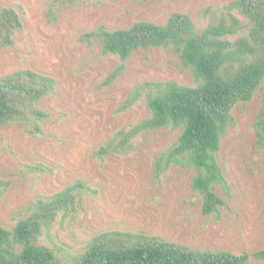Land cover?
I'll return each mask as SVG.
<instances>
[{"label": "rangeland", "instance_id": "rangeland-1", "mask_svg": "<svg viewBox=\"0 0 264 264\" xmlns=\"http://www.w3.org/2000/svg\"><path fill=\"white\" fill-rule=\"evenodd\" d=\"M232 0H88L84 6L62 10L58 21L46 22L50 0H0L14 8L23 31L11 49L0 52V77L28 69L54 78L57 92L42 102L50 114L43 135L29 137L20 126L0 131V226L11 229L28 215L30 204L80 180L94 193L76 211L60 219L41 245L76 255L98 233L146 232L193 249L226 250L233 254L264 247V149L255 143L252 125L262 90L234 107V126L217 154L230 191L217 216L201 213V199L190 189L193 170L172 167L160 182L153 179L157 155L172 146L180 130L145 133L133 141L130 153L94 158L96 148L119 128L149 116L145 101L127 114L116 109L136 83L172 81L194 86L170 50L135 52L114 83L103 86L119 66L115 56L103 57L87 48L80 36L104 25L127 29L135 22L164 24L173 13L187 15L197 29L206 26L200 13L216 11ZM40 168L42 171H37ZM250 264H264L252 260Z\"/></svg>", "mask_w": 264, "mask_h": 264}, {"label": "trees", "instance_id": "trees-1", "mask_svg": "<svg viewBox=\"0 0 264 264\" xmlns=\"http://www.w3.org/2000/svg\"><path fill=\"white\" fill-rule=\"evenodd\" d=\"M88 0H50L46 22L58 21V13L84 6ZM145 3L149 0H137ZM200 16L207 24L197 29L182 13H173L164 24L135 22L127 29L109 30L98 25L80 36L87 48L101 56H115L120 64L104 80L114 83L126 70L135 52L152 49L172 51L194 86L172 81L136 83L116 109L127 114L145 101L149 116L117 129L94 151L103 162L130 153L133 141L145 133L171 128L180 130L177 141L161 151L153 162V179L160 182L172 167L194 171L190 189L201 199V213L217 216L229 195V185L217 154L234 126L232 111L262 90L261 107L252 125L257 148L264 149V0H232L216 11L205 8ZM23 31L19 13L12 7L0 10V52L11 49ZM57 81L45 74L23 69L0 77V131L20 126L29 137L43 135L50 114L42 102L53 98ZM37 171H42L40 168ZM2 182L0 180V187ZM93 189L76 181L33 201L28 215L11 229L0 226V264H250L264 261V247L233 254L226 250L193 249L146 232L107 231L93 236L84 249L65 254L39 243L49 236L58 220L76 211Z\"/></svg>", "mask_w": 264, "mask_h": 264}]
</instances>
